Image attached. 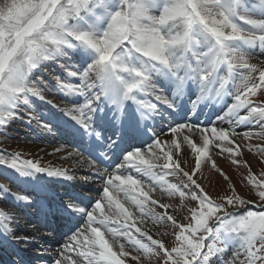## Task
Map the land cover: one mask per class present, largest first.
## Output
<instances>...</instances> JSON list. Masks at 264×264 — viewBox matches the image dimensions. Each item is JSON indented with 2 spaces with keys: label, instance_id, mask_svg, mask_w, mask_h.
Listing matches in <instances>:
<instances>
[{
  "label": "snow or ice",
  "instance_id": "1",
  "mask_svg": "<svg viewBox=\"0 0 264 264\" xmlns=\"http://www.w3.org/2000/svg\"><path fill=\"white\" fill-rule=\"evenodd\" d=\"M257 48L264 54V0H0V128L27 115L29 129L63 141L43 158L0 149V178L17 188L0 184L12 202L0 208V246H35L19 221L36 207L33 232L50 215L71 221L52 264H264V172L245 162L255 210L234 186L214 199L194 178L210 163L229 180L210 146L238 165L239 127L259 129L245 131L247 139L264 137V102L253 99L264 92V65L248 59ZM50 64L60 74L42 83L36 74ZM53 91L71 106L48 99ZM205 108L211 127L179 122ZM245 147L264 153V144ZM49 155L60 166L43 162ZM65 183L81 191L53 206L49 189ZM158 191L172 202L155 198ZM146 222L178 229L175 244L154 239Z\"/></svg>",
  "mask_w": 264,
  "mask_h": 264
},
{
  "label": "rangeland",
  "instance_id": "2",
  "mask_svg": "<svg viewBox=\"0 0 264 264\" xmlns=\"http://www.w3.org/2000/svg\"><path fill=\"white\" fill-rule=\"evenodd\" d=\"M248 59L250 63L257 64L258 66L264 65V54H261L258 48L254 50L253 54H250V57H248ZM50 73L51 76L54 77L60 74L58 71H54L53 69L49 70V74ZM52 80L55 81L54 78ZM48 99L53 100L54 103L61 106L64 105L71 106L69 99H66L64 96L60 95L59 93H56L55 91L49 94ZM253 99L258 103L264 102V92L258 91L257 97H254ZM40 105L44 107H50V106H45L44 102ZM188 107H191V105H188ZM24 116L22 118H24ZM186 116H187L186 118L184 116V118L179 122H188L193 124L201 123V124H206L208 127H211V121H215L214 115L211 116V118L209 119V111L207 108H205V110L201 112L198 117L196 116L195 111L190 112ZM19 121L20 120L12 123L10 127L1 128L0 144L4 146L3 150L6 151L19 150L25 153L39 155L41 158H43L45 156V152L53 153V147L55 145L63 144V141H59V142L51 141L50 139L46 138L44 134L29 129L26 123L24 124L27 127L19 128L18 124H22V122ZM167 123L168 122L165 121L164 125H162L165 128V138H167L166 135ZM217 126L228 127V123L227 121H225L223 125L218 124ZM250 130L259 131L258 128L256 129L246 128V127L238 128V132L240 133V135L237 137V143L241 145V155L235 157L236 159L241 161L238 165H234L231 163V159L228 157L227 153L221 154L219 152V149H216L214 146H210V155L212 156V159L215 160L217 165L226 173V175L229 177V180H225L222 176H220L219 173H217L214 169H212L210 163H203L201 169L197 171L196 176L194 178H196L198 183L201 184L202 187H204L206 192L208 193L210 192L215 195H224L226 192H228V190L232 186H234L236 191L237 190L243 191V193L245 194V198L254 199L253 197L254 194L248 191L249 187L251 186L247 184L245 177L246 173L244 172L243 168H247L249 170V168L246 167L245 164L246 162L247 165L250 166V170L252 172H254L255 169L258 171V173L256 174L257 176L259 173L264 172V153L257 152L255 150V147L252 148L253 149L252 151H248L245 145L255 146V145L264 144V137L257 136L251 139L245 138L242 134L245 131H250ZM4 136H6V139L3 138ZM55 156L56 155H49L43 162L53 163L52 160L54 159ZM54 164L56 165V163ZM193 167H195L194 159L187 162L185 170L191 172ZM173 178L168 177V179L171 180L172 182H176L177 178L176 177ZM0 184H7L11 191H16L14 189L15 186L10 184L8 181L4 180L3 178H0ZM96 186H97L96 184L92 185L93 188H96ZM59 189L60 191H58ZM79 189L80 188H77L78 191ZM53 190L57 191L58 193L61 191L63 192L66 191L65 186L61 188L57 187ZM87 191L89 192L88 187H87ZM83 193L87 195V193H85L84 191ZM89 193L92 194L95 192H89ZM0 196L2 197L3 194L0 193ZM158 199H160L161 202H165V203L172 202L173 200V198L168 197L166 194H161V197ZM174 199L175 201H179V197H176ZM151 207H153L154 211L158 214L164 211V209L159 208V206H151ZM168 211L169 214L174 215L176 217L179 223L190 222V219L186 218L188 217L187 212H181L179 211V209H177L176 211L169 209ZM147 223L150 224V230H149L150 235H152L154 239H162L165 245L169 247L175 244L174 233L178 231V229L174 228L170 223H168L167 225H157L155 227L152 225L151 222H146L145 225ZM42 232L43 231L41 230H37V233L43 234ZM43 236H46L48 238V235L43 234ZM35 247L36 246H29L26 250V253H22L23 256H25L24 254L28 256V258L31 261V264H48L53 261L52 258L48 257L45 263L44 259L41 256H39L40 253L36 251ZM135 254L137 253L135 252ZM231 255L232 252L229 250L227 252V255L224 257V260L229 259ZM145 264H148V262L145 261ZM153 264H155V258H153ZM210 264H223V261L218 259L217 257H212L210 259Z\"/></svg>",
  "mask_w": 264,
  "mask_h": 264
},
{
  "label": "bare ground",
  "instance_id": "3",
  "mask_svg": "<svg viewBox=\"0 0 264 264\" xmlns=\"http://www.w3.org/2000/svg\"><path fill=\"white\" fill-rule=\"evenodd\" d=\"M186 117L187 116H185V118ZM157 131H159V129H157ZM61 145L62 144L55 145V146L59 147ZM69 150H71V149H69ZM48 153H51V152H48ZM61 155H63V153H61ZM52 162L56 163V166H60V164H61V161L59 160L58 156H55L54 159L52 160ZM85 174H86V172H84V171L83 172H78L79 176L80 175H85ZM96 185H97L96 188L101 187V184L99 182ZM56 186L64 187V184L63 185L54 184V186H52L51 189H55ZM84 190L86 191V188H84ZM69 193L73 194L71 191H69ZM57 194H58V192H57ZM87 194L92 196V197H96V195H97L95 193L91 194L89 192H87ZM51 195H52V193H51ZM73 195H75V194H73ZM58 196H59L58 200H61V199L66 200L67 199V197L64 196V193L58 194ZM160 197H161V193L158 191L155 194V198H160ZM47 199L50 201V197L48 195H47ZM51 203H52V201H51ZM0 208L11 210L12 209V202L6 201L5 198L2 197V198H0ZM24 209H23L22 212H20V214H24L26 216L20 215V218H21V220L23 222V226H21L20 228L23 229L24 231L28 232L30 235H35L37 237V239L34 241V245L35 246L43 245V251L42 252L51 255V257H55L56 258V256L58 255V253L60 251L61 246L63 245V243L65 241L66 235H68L70 233L68 232V230L67 231L61 230V233L59 234L60 236L58 238L59 241L57 242V244H52L53 246L50 247V244L45 243V241H43V239L39 238V237H41L40 234L36 233V231L33 232L32 229H30L28 227L29 224H35L36 223V217H37V215L40 214L41 210L36 208L37 211H38L37 214L32 215V214H29V212H25L26 210H24ZM65 221L70 222L69 218L63 217L61 214L50 215L49 218H48V223H53V224H58V225L60 224V222L64 223ZM144 226L148 227L147 229L150 230V224L149 223H147ZM121 242H124V241H121ZM126 248H128V250L131 252V254L135 255V251L133 249H131L127 244H126ZM128 261H129V264H135V262L131 261L130 257L128 258ZM50 264H52V263H50Z\"/></svg>",
  "mask_w": 264,
  "mask_h": 264
},
{
  "label": "trees",
  "instance_id": "4",
  "mask_svg": "<svg viewBox=\"0 0 264 264\" xmlns=\"http://www.w3.org/2000/svg\"><path fill=\"white\" fill-rule=\"evenodd\" d=\"M259 174H261V173H259ZM248 191H250V192H252V193L254 194V192L252 191V188H251V187H249V190H248ZM237 192H238L239 194H241L242 196L245 197V194L243 193L242 190H240V191L237 190ZM211 196L215 199V198H217L218 196H222V195H215V194L211 193ZM253 197H254V199H248V200H254V201H256L257 203H259L258 198L255 196V194L253 195ZM246 199H247V198H246Z\"/></svg>",
  "mask_w": 264,
  "mask_h": 264
}]
</instances>
